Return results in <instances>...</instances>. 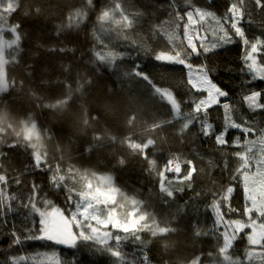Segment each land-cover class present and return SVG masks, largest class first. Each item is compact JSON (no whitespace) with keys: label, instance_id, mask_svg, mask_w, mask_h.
I'll return each instance as SVG.
<instances>
[{"label":"snow or ice","instance_id":"6c2138e0","mask_svg":"<svg viewBox=\"0 0 264 264\" xmlns=\"http://www.w3.org/2000/svg\"><path fill=\"white\" fill-rule=\"evenodd\" d=\"M182 4L181 0H168L169 19L151 24L143 35L148 41L161 33L167 37V45L171 47L156 52L154 59L186 68L188 92L196 99L188 102L178 98L139 66L124 72L125 77L145 81L154 97L168 106L165 115L169 118L154 117L151 127H145L150 135L144 138L135 131L139 121L137 111L126 105L113 88L93 95L92 77L79 67L74 70L72 63H61V75L55 80L44 79L48 70H40L38 84V69L33 64L24 61L19 75H11L15 67H9L20 65L22 60L25 34L21 22L11 23L17 13L23 19H60L56 25L58 36L81 30L94 14L90 33L95 41L90 49L92 59L84 62L93 66L92 71L100 64L115 69L123 55L114 45L101 40L97 31L115 32L117 40L127 43L128 32L136 30L144 13L129 14L119 0L103 3L73 0L71 4H53L52 0H0V241L8 240L6 248L0 247V264L26 261L28 257L13 253L30 246V242H40L41 247L50 249L63 246L72 250L71 260L62 259L55 250L46 253L54 259V264H79L76 252L81 248L109 256V264H153L150 246L155 241H164L163 253L178 250V244L170 239L180 231L173 226L176 215L158 219L154 211H149L150 206L137 198L138 193L129 194L126 186L116 183L114 169L128 163L125 152L146 163L149 176L156 174L157 197L166 206L176 193L195 191L198 177L206 178L212 185L208 191L212 196L209 207L213 227L202 229L193 225L192 239L211 235L214 244L207 252L203 247L193 248L179 264H264V127L254 119L260 115V124H264V89L245 91L246 84L242 83L241 99L236 102L238 115V109L229 100L231 90L214 81L206 64L194 66L191 62L193 57L206 58L224 45L241 43V75L247 73L252 81H264V32L250 36L246 29V25L258 19L264 29V0H229L223 15L204 10L194 0H182ZM205 23L215 25L211 41L207 32L203 36L199 33ZM181 27L177 44L176 29ZM130 43L139 47L143 41L140 45L135 39ZM42 47L37 44V48ZM46 51L63 54L75 49L51 47ZM20 97L28 107L19 102ZM32 105L46 110L47 114L42 111L38 117ZM245 105L250 115L244 113ZM185 106L191 110L184 111ZM219 108L223 109V123L217 125L213 122V111ZM68 126L78 128L83 136L91 130L87 148L77 146V138L66 134ZM193 127L198 129L197 133H192ZM232 130L239 133L235 139H230ZM190 133L213 142L220 159H209L201 168L198 163H204L202 154L197 153L198 162L184 154H173L160 169L156 159L158 140L172 137L183 144ZM96 149H111L106 155L111 157L110 163L115 161L112 170L99 172L96 168L83 167L89 162L83 159L84 154L88 153L90 158ZM14 151L24 157L22 168L6 165ZM232 159L237 162L235 168L231 167ZM38 176L46 183H38ZM13 187L27 189V195H17ZM237 192L242 196V206H233ZM51 194L62 195L63 205L49 199ZM203 194V189L196 192L197 197ZM20 208L26 210L22 226L13 223L6 228L8 213ZM146 234L148 240L144 238ZM240 243L245 247L238 254L236 245ZM126 244L133 245L131 253L125 251ZM161 260L162 264H170L171 258L164 259L162 255Z\"/></svg>","mask_w":264,"mask_h":264},{"label":"trees","instance_id":"16d2710c","mask_svg":"<svg viewBox=\"0 0 264 264\" xmlns=\"http://www.w3.org/2000/svg\"><path fill=\"white\" fill-rule=\"evenodd\" d=\"M53 4H71L73 0H52ZM105 2V0H101ZM124 4L129 14L136 12L144 13V16L139 20L136 25L135 31H129V42L117 40L116 33H107L97 31V35L101 40L109 42L115 46V50L123 53L121 59L116 62V68L112 69L108 65L100 64L96 71H92V65H85V61L92 59V53L90 49L93 46L94 37L91 33L92 22L95 21V15L93 14L91 20L87 22L86 26H82L79 31H66L59 36L56 34V25L60 23V19L56 18H28L23 19L19 13L12 17L11 23L21 22L22 31L25 34L22 40V60L18 66L15 67V71L11 72V75H19L24 61L33 64L38 69V75L36 83H39V71L47 69V73L43 76L44 79L55 80L61 75L60 64L72 63L74 70L79 67L81 71H87L88 76L92 77L93 95L99 94L102 90L107 91L109 88H113L121 96V99L126 105L137 111L139 115L138 125L135 129L137 136L148 138L149 133L145 131V127L150 128L153 122V118L167 119L169 118L165 113L168 110L166 102L161 101L159 97H154L153 92L147 83L139 78H128L123 75L126 71H131L135 66L146 73L152 80L158 85L170 88L178 98L191 102L196 99L195 95L189 94L187 81V69L182 65L169 64L154 59L155 53L161 50L167 51L171 46L167 45V37L161 33L160 36H154L151 41L144 39V33L148 31L149 26L153 23H159L169 19L166 11L168 6V0H119ZM229 0H194V3L207 11H214L218 15H223L225 8ZM181 6L182 0H181ZM56 14H53L55 16ZM65 23L67 21L65 20ZM174 27V26H173ZM215 27L214 24L205 23L203 28H199L201 36L208 33V40H212V30ZM99 26L97 25V29ZM247 33L250 36H260L264 29L259 26V19L256 23L246 25ZM178 38L176 43H180L179 36L182 35V27L176 29ZM194 33L196 28L192 30ZM135 39L137 44L142 46H133L130 41ZM37 44L43 45L42 48H37ZM51 47H67L75 49V51H68L63 54L59 52L46 51ZM100 45H97L99 50ZM183 50V49H180ZM11 51V50H9ZM83 53V58L81 59ZM243 45L241 43H232L224 45L220 48L214 49L207 54V57H193L191 62L195 65L206 64L207 67L212 70L211 75L214 81L220 86L230 89L231 96L229 100L233 102V106L238 109L239 105L236 103L241 99V87L242 83L246 84L245 91L264 89V81L254 80L252 77L245 73L241 75L240 69L243 66L242 62ZM195 69V68H194ZM231 69V71H229ZM247 81H252L247 84ZM19 102H26L22 97L18 98ZM91 103V101H90ZM95 105H93L94 107ZM35 112L40 117L42 110L35 108ZM188 107H184V111H190ZM219 113V115H217ZM244 113H247V107H244ZM250 115V113H247ZM223 109L219 108L213 111V122L217 125L223 123ZM260 127H264V124H260L261 116L256 115L254 117ZM47 126V125H45ZM168 131H174L168 129ZM196 127L192 128V133H197ZM67 135H74L77 138V146L87 148L91 143V130L87 136H83L78 128L68 126L66 128ZM239 133L236 130H232L230 139H235ZM156 159L160 169L167 162L171 155L184 154L189 158L199 161L197 153L204 156V163H198V167H205L209 159H220V153L216 151V146L213 142L205 140L203 137L189 134L187 139L181 144L178 140L172 137L160 139L157 142ZM195 150V151H194ZM111 149H96L90 154L85 153L83 159L89 161L84 164L86 168H96L99 172H108L113 169L114 160L110 163L111 157L106 155ZM149 151H152L151 149ZM78 154V153H77ZM128 159V163L123 168H115L114 174L116 177V183L121 186H126V190L129 194L138 193V197L144 200L148 204L149 211H154L157 218L164 220L165 216L175 214L176 219L173 223L174 227L180 229L178 234H173L170 239L178 244V250L171 251L169 253H163L162 245L164 241H155L150 247V256L153 260V264H162L161 256L164 259H169L170 264H179V261L184 257L191 254L193 248L203 247L205 252L210 249L214 244V239L211 235L207 237H201L198 240L192 239V226L196 225L200 228L211 229L213 227V213L209 205L212 201V196L208 191L212 185L208 183L206 178H197V182L194 185L195 191L189 189L182 193H176L175 199H171L169 204L164 205L157 197L159 192L158 177L155 173L151 176L148 175L146 168L147 165L140 162V158L132 157L126 152L124 153ZM24 157L22 154L17 155L14 151L10 153L9 160L6 162L14 168H22ZM97 165L99 167L97 168ZM237 162L235 159L231 160V167L235 168ZM172 177V174H168ZM217 178H220L219 172L216 173ZM31 178H29L30 180ZM38 183H46L41 177H37ZM224 182L227 183V172L224 173ZM204 190V194L197 197L196 192ZM13 191L17 194L27 195V189H17L13 187ZM49 199H52L57 205H63V196L57 197L55 194L49 195ZM187 202V203H185ZM242 196L237 192L234 194L233 206H242ZM26 210L23 208L17 211L10 212L7 215L6 228H10L13 223L18 227L22 226ZM31 225H29L30 227ZM145 240L150 237L146 234ZM8 240L4 239L0 241V247H7ZM245 245L240 243L236 245V249L239 253H242ZM234 249V251H236ZM53 250L57 251L62 259L71 260L72 250L64 248L62 246H56L55 249L41 247L40 242H30L29 245H25L22 250L14 252L13 255L28 257L26 261H22L21 264H54V259L50 257ZM133 250L132 244L125 245V251L131 253ZM40 254V255H37ZM76 258L79 260V264H109L110 257L102 255L94 250L89 251L84 248L79 249L76 252ZM131 258V257H129Z\"/></svg>","mask_w":264,"mask_h":264},{"label":"rangeland","instance_id":"374dc122","mask_svg":"<svg viewBox=\"0 0 264 264\" xmlns=\"http://www.w3.org/2000/svg\"><path fill=\"white\" fill-rule=\"evenodd\" d=\"M193 71H195V69H193ZM251 76V75H250Z\"/></svg>","mask_w":264,"mask_h":264},{"label":"water","instance_id":"95a60500","mask_svg":"<svg viewBox=\"0 0 264 264\" xmlns=\"http://www.w3.org/2000/svg\"><path fill=\"white\" fill-rule=\"evenodd\" d=\"M63 247V246H62Z\"/></svg>","mask_w":264,"mask_h":264}]
</instances>
